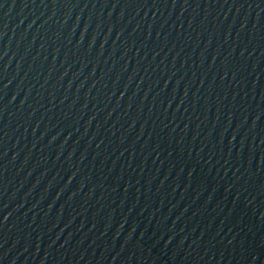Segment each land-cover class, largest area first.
Listing matches in <instances>:
<instances>
[{
    "label": "water",
    "instance_id": "water-1",
    "mask_svg": "<svg viewBox=\"0 0 264 264\" xmlns=\"http://www.w3.org/2000/svg\"><path fill=\"white\" fill-rule=\"evenodd\" d=\"M0 159L87 264H264V0H0Z\"/></svg>",
    "mask_w": 264,
    "mask_h": 264
}]
</instances>
